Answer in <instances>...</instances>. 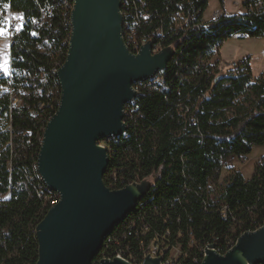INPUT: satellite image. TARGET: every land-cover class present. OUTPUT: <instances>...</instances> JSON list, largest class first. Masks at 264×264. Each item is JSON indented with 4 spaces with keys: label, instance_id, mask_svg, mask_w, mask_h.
<instances>
[{
    "label": "trees",
    "instance_id": "1",
    "mask_svg": "<svg viewBox=\"0 0 264 264\" xmlns=\"http://www.w3.org/2000/svg\"><path fill=\"white\" fill-rule=\"evenodd\" d=\"M0 1L26 17L50 11L40 28L24 31L35 35L20 34L11 48L13 66L25 70L27 78L16 79L26 86L12 113V146L4 149L9 134L0 139V198H6L0 201V264H36V228L51 208L37 196L43 182L36 164L61 96L56 82L54 95L49 93L54 80L48 73L68 53L71 10L64 0ZM210 1L125 0L123 10L150 15L144 32L163 27L164 50L172 48L175 55L163 73L165 88L141 95L139 110L125 120L128 132L102 143L110 154L104 182L112 191L150 182L152 189L131 215H144L160 233L170 230L171 241L179 231L192 232L199 244L215 245L225 255L229 242L264 224V158L251 179L233 172L225 186L209 190L220 176L226 149L242 158L264 144V74L254 81L250 58L226 75L211 62L232 38L264 40V0H241L245 13L205 22ZM218 1L225 11L228 0ZM68 4L73 7L71 0ZM177 12L191 17L192 30L174 31ZM4 24L0 16V27ZM0 103L8 110L7 101ZM32 110L38 118L30 116Z\"/></svg>",
    "mask_w": 264,
    "mask_h": 264
},
{
    "label": "water",
    "instance_id": "2",
    "mask_svg": "<svg viewBox=\"0 0 264 264\" xmlns=\"http://www.w3.org/2000/svg\"><path fill=\"white\" fill-rule=\"evenodd\" d=\"M71 2L68 54L57 74L60 105L46 125L37 159L42 182L60 201L36 228V264H94L105 240L152 189L150 182L107 188L110 154L101 143L128 132L124 110L137 97L134 84L165 73L175 55L172 48L153 55L152 45L138 54L128 50L122 0ZM202 264H264V224L241 235L225 255L209 246Z\"/></svg>",
    "mask_w": 264,
    "mask_h": 264
},
{
    "label": "built area",
    "instance_id": "3",
    "mask_svg": "<svg viewBox=\"0 0 264 264\" xmlns=\"http://www.w3.org/2000/svg\"><path fill=\"white\" fill-rule=\"evenodd\" d=\"M65 9L71 10L72 6L68 4V0H64ZM7 5V7H5ZM126 6L125 0H122V16L124 19L123 25V38L126 47L132 54H138L147 45H152V54L156 55L161 53L165 49V38L167 36L163 27L156 28L151 32H144L143 28L148 24L150 15L148 13L141 12L135 9L134 12L130 10H123ZM225 11L220 9L213 10L211 17L205 22H216ZM50 14L49 10H42L38 17H26L25 14L15 11L5 1H0V16L4 17L5 25L7 26L8 35L6 41L9 42L10 48L13 47L17 37L22 33H30L35 35L36 32H24L27 29L34 31L40 28L47 20ZM174 31L188 32L192 30L191 17L183 14V12H177L174 15ZM198 28V25L194 26V29ZM68 54V53H67ZM67 54H62V57L55 61L50 72L48 73L54 80L53 87L49 91L51 95L55 93V82L58 84L60 90V84L57 78L59 70L62 68L67 59ZM11 56V55H10ZM42 72V70H41ZM43 77L46 78L47 74L43 73ZM26 79L27 72L21 71L13 66V58L10 57L8 62V71L5 72L0 69V81L6 82L0 86V102L7 101L8 110H5L0 103V139L6 135H10V140L4 147V149L12 146V131H13V110L18 108L22 103V97L25 94L26 86L25 81H21V86L17 85L16 79ZM165 78L163 74L159 73L156 76L134 84L133 89L137 94V97L125 106V120L127 117L134 115L139 110L138 99L141 95L150 91H161L165 88ZM61 97V96H60ZM60 105V100L58 107ZM41 106H39L40 108ZM56 114V113H55ZM38 111L32 110L30 116L35 119L38 118ZM53 117L48 118V122ZM24 137H30V133L23 135ZM109 140V139H108ZM43 141V140H42ZM102 145V143H101ZM105 147V146H104ZM106 148V147H105ZM3 149H0V156L3 153ZM37 167V164H36ZM216 188H209L210 192ZM39 199L43 200L48 206L53 207L60 201L59 194L50 190L44 183L43 186L36 190ZM210 199L215 201L214 192L211 193ZM223 217L226 218L227 208L222 209ZM172 232L166 230L162 233L154 229L151 222L147 221L144 215H131L124 220L105 240L103 247L94 261V264H100L104 260L121 259L128 264H144L147 259H160L162 264H202L206 249L209 246H215L211 244L201 245L199 244L192 232L179 231L177 236L172 241ZM236 242H229V249L226 253L232 249ZM215 250L220 254V250ZM222 255V254H221Z\"/></svg>",
    "mask_w": 264,
    "mask_h": 264
},
{
    "label": "rangeland",
    "instance_id": "4",
    "mask_svg": "<svg viewBox=\"0 0 264 264\" xmlns=\"http://www.w3.org/2000/svg\"><path fill=\"white\" fill-rule=\"evenodd\" d=\"M241 0H228L225 4V13L227 14H241L245 13L241 9ZM215 9L223 11L218 0H211L208 10L205 13V20L208 21L211 13ZM2 28L7 33V26L4 24ZM8 35V33H7ZM7 35L0 37V60L4 68L8 69V62L10 61V44L6 41ZM7 46V47H6ZM251 59V67L254 81L258 80L264 74V40L263 39H238L232 38L224 43L219 50L217 57L211 64L217 68L220 75L229 74L238 65L246 59ZM218 134V133H217ZM223 135L226 133H222ZM228 133L225 135L227 136ZM220 135H218L219 137ZM221 143L222 141H218ZM103 146V145H102ZM222 164V169L217 182H212L211 188H222L230 179L233 172H240L245 179L249 180L253 176L256 166L264 158V144L256 145L252 148L251 153L247 157L238 158L235 155V150H227ZM6 198H0V201Z\"/></svg>",
    "mask_w": 264,
    "mask_h": 264
},
{
    "label": "snow or ice",
    "instance_id": "5",
    "mask_svg": "<svg viewBox=\"0 0 264 264\" xmlns=\"http://www.w3.org/2000/svg\"><path fill=\"white\" fill-rule=\"evenodd\" d=\"M5 7H7V5H5ZM5 35H7V33L5 32V30L2 27H0V37H3ZM0 69H2L5 72L8 71V69L7 68H4L2 64H0Z\"/></svg>",
    "mask_w": 264,
    "mask_h": 264
},
{
    "label": "crops",
    "instance_id": "6",
    "mask_svg": "<svg viewBox=\"0 0 264 264\" xmlns=\"http://www.w3.org/2000/svg\"><path fill=\"white\" fill-rule=\"evenodd\" d=\"M215 10H216V9H215ZM204 19H206V18H205V15H204Z\"/></svg>",
    "mask_w": 264,
    "mask_h": 264
},
{
    "label": "bare ground",
    "instance_id": "7",
    "mask_svg": "<svg viewBox=\"0 0 264 264\" xmlns=\"http://www.w3.org/2000/svg\"><path fill=\"white\" fill-rule=\"evenodd\" d=\"M103 147H104V146H103ZM130 216H131V215H130ZM130 216H129V217H130ZM129 217H128V218H129Z\"/></svg>",
    "mask_w": 264,
    "mask_h": 264
}]
</instances>
